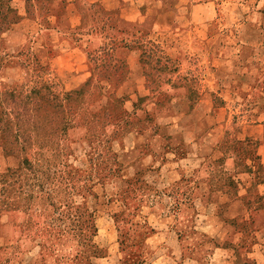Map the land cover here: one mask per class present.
Segmentation results:
<instances>
[{
	"label": "rangeland",
	"instance_id": "374dc122",
	"mask_svg": "<svg viewBox=\"0 0 264 264\" xmlns=\"http://www.w3.org/2000/svg\"><path fill=\"white\" fill-rule=\"evenodd\" d=\"M70 1L83 12V23L75 29L61 24L58 30L53 21L61 19ZM122 1L114 3L122 6ZM144 4L145 12L156 14L158 26L116 34L114 15L103 10L101 0H0V264H68L85 239L90 243L95 214H108L115 227L112 236L99 235V243L118 245L126 264H143L137 250L146 230L134 219L139 209L162 214L180 206L189 219L180 227V240L200 239L201 225L191 219L200 210L195 187L209 173L206 167L214 170L212 180L228 183L217 172L225 159L205 160V152L216 149L219 156L256 147L252 139L264 124V0ZM105 17L114 30L103 24ZM94 26L86 52L96 60L106 37L125 38L130 52L147 57L143 75L139 82L127 81L124 69L118 81H105L97 76L101 66L96 61V75L70 111L65 97L84 83L83 72L70 65L56 72L52 58L80 45ZM55 31L61 36L53 44ZM112 49L114 55L127 52L121 44ZM31 91L23 112L21 99ZM9 92L14 110L19 107L10 117L4 115L13 107L5 104ZM134 131L163 138L167 163L161 172H130L128 162L119 160L124 139ZM181 132L182 142L170 139ZM174 150L181 159L171 160ZM237 158L241 166L246 163L247 156ZM161 179L181 180L160 186ZM258 184L251 187L253 203L242 205L243 212H264L259 198L264 183ZM153 201H158L157 212L150 210ZM156 254L149 250V264ZM181 255L205 258V249Z\"/></svg>",
	"mask_w": 264,
	"mask_h": 264
},
{
	"label": "crops",
	"instance_id": "0c3cea01",
	"mask_svg": "<svg viewBox=\"0 0 264 264\" xmlns=\"http://www.w3.org/2000/svg\"><path fill=\"white\" fill-rule=\"evenodd\" d=\"M101 1L103 2V10L113 13L115 27L118 31H142L153 25V27L158 26L157 23L155 24L156 14L144 10L145 0H123L124 2H121L122 6L115 4V0ZM83 20V12L78 9L74 1H70L61 19L55 18L53 23L57 24L58 30L61 24L75 29L82 25ZM95 29L94 26L93 31L86 34L87 39L82 41L80 45L68 48L69 51H66L65 54H63V51H59L52 58L57 59L55 60L58 64L55 69L56 72H60L63 70L62 67L65 69L67 65H70L76 72L82 70L81 83L90 77L91 64L86 49L92 44ZM60 36L59 32L55 31L51 43H57ZM39 47L42 48L41 43H39ZM53 47H56V45ZM126 51L123 55H115V59L124 62L127 70V81L131 78V81L139 82V78L143 75L140 56L130 52L129 48H126ZM73 89H75L74 86L69 90ZM177 134V137L173 135L170 139H174L178 144L182 142L183 134L182 132ZM256 136L254 139L251 138L255 143V148L244 147L232 152L224 151L226 153H219V156L216 149H210L208 153L205 152V160L209 158L210 160L225 159V163L221 165L217 172L226 175L228 183L226 185L220 183L218 178L212 180L210 174L214 171L212 167H206L205 173H209L203 181H198V186L195 187L198 199L194 200V204H200V210L194 212L191 219L196 225H201L203 234L200 239L196 238L191 242L180 240L183 233L180 227L182 225L186 227L189 222L186 214L180 210V206L176 208L177 211H168L162 214H145L141 209L137 211L134 219L141 224L136 223V226L138 228L144 227L146 230L137 250L143 264H149V250L157 253L155 260L150 264H264V212L258 213L255 208H246L245 212L242 210V205L248 207L253 203V199L249 196L251 187L255 186L256 183H264V124L262 132ZM124 140L126 144H123L119 160L121 163L122 161L128 162L126 166L130 172L142 171L148 168L161 172L162 167L167 163V160L164 159L167 154L165 153V157H163L160 147L163 138L160 134L156 135V133L150 131H134L129 133ZM170 155L172 161L181 159L177 150L171 151ZM243 156H247V159L245 160L246 163L241 166L237 157ZM180 171L177 168L179 174ZM255 173H262V177L255 176ZM242 175H245L246 181L242 178ZM180 180L165 181L161 179L159 184L160 186H171L175 183L178 185ZM121 183L123 185L127 182L123 181ZM260 184L258 185L260 186ZM261 185L264 187V184ZM259 198L262 199L264 204V196H259ZM171 201L175 203V200ZM157 207L158 201H153L151 212H157ZM143 208L144 206H142ZM192 208L197 210L195 205ZM95 218L98 225L96 224L93 234L90 235L92 238L90 243L81 246L78 253L68 261V264H126L123 260V256H125L123 249L121 250L115 244L104 243L103 239L100 243L98 241L99 235L104 237L111 233L112 236L115 232V227L107 220L110 218L108 214L102 216L95 214ZM163 218L169 219L171 223H164ZM150 220L153 222L151 223ZM260 220L262 222L258 223ZM172 222L174 225H171ZM204 249L205 258H183L181 255L182 250L197 252ZM172 252L175 255L171 254Z\"/></svg>",
	"mask_w": 264,
	"mask_h": 264
},
{
	"label": "trees",
	"instance_id": "16d2710c",
	"mask_svg": "<svg viewBox=\"0 0 264 264\" xmlns=\"http://www.w3.org/2000/svg\"><path fill=\"white\" fill-rule=\"evenodd\" d=\"M83 16H84V14H83ZM14 18H15V20H17V18H19V17H17V14H15ZM103 24L107 25L110 30H114V27L108 25L109 24L108 17H105V22ZM90 31H93L92 27L88 28L87 33H89ZM118 33H119V31H116V34H118ZM106 39H107V41L102 44V47H99L100 48L99 55L97 56L96 60L87 52L88 60L91 64V75L79 88H77L76 90H73L72 93H69L66 95L65 100H66L67 104L69 105L70 111L72 110V108H74L73 102L77 101L78 96H80L82 93H84V91H85L84 89L88 88V86H89L88 84H89L90 79L93 77V75H96V73H97L96 72V69H97L96 68V66H97L96 61H99L98 66L99 65L101 66L100 70L98 71L97 76L102 77L103 80H105V81H112V79H114L115 81H118V79H116L117 75L120 76L119 72L122 70L124 71V69H126V66H125L123 61H119V60L115 59V55H114L112 46L117 45V44H121V45H123V47L129 48L128 47L129 44H128L127 39L122 38L121 40H118L117 37H115V35H111L109 37H106ZM107 46L109 47L110 52L109 51L105 52L106 51L105 48ZM143 58L145 59L147 57L143 56L142 53H140L141 63H142ZM107 63H109L111 65L109 69L105 66ZM100 73H101V75H99ZM115 75H116V77H115ZM33 93L34 92L31 91L29 94H25L23 96V98L21 99V102L23 101V103H24V101H28L30 95H32ZM8 96H9V99H8V101H5V104L6 105L11 104V106H13V107H11V108L8 107L9 111L7 113H4V115L10 117V115H12L13 112L18 113L16 110L19 107L16 110H14V106H16V105L13 102V100H14L13 99V93L9 92ZM112 97H113L112 94L106 96L107 99L108 98L111 99ZM24 105L25 106H23L22 111L26 112L27 106H29V103L25 102ZM67 114H69V113L67 112ZM91 229L94 232V229L92 227H91ZM85 241L87 243L88 239H85Z\"/></svg>",
	"mask_w": 264,
	"mask_h": 264
}]
</instances>
